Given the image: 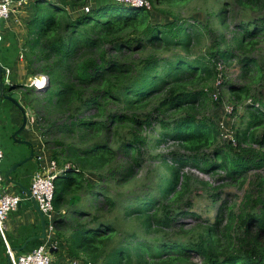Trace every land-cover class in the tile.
Listing matches in <instances>:
<instances>
[{
  "label": "trees",
  "instance_id": "16d2710c",
  "mask_svg": "<svg viewBox=\"0 0 264 264\" xmlns=\"http://www.w3.org/2000/svg\"><path fill=\"white\" fill-rule=\"evenodd\" d=\"M113 4L90 7L87 13L86 0H37L27 24L25 59L34 75L49 78L40 92L47 117L54 119L41 126L43 137L49 136L45 146L60 168L70 165L55 181L53 202L60 214L54 230L67 255L92 264H264L260 173L258 196L254 200L246 193L238 211L234 201H224L214 223L202 221L184 230L179 222L183 217L200 220L190 209L188 196L197 179L187 168L221 175L240 187L251 171L264 169V56L250 55L264 39V0L223 3L214 14L229 26L233 13L234 48L218 43L217 50L198 56L193 51L205 26L176 18L156 23L145 8L117 4L115 12ZM236 51L241 53L239 79L258 81L262 88L244 107L248 119L235 146L220 141L218 124L206 116L213 99L206 87L217 80L219 65L232 64ZM226 87L237 101L251 91L249 86ZM27 89L26 97L35 91ZM168 143L173 144L168 154H152ZM148 157L160 159L154 188L125 201L116 198L120 195L112 187L136 180ZM118 205L123 213L112 217ZM121 220L132 222L134 230H122ZM195 256L200 263L193 262Z\"/></svg>",
  "mask_w": 264,
  "mask_h": 264
},
{
  "label": "rangeland",
  "instance_id": "374dc122",
  "mask_svg": "<svg viewBox=\"0 0 264 264\" xmlns=\"http://www.w3.org/2000/svg\"><path fill=\"white\" fill-rule=\"evenodd\" d=\"M229 1L230 0H190L182 4L166 3L158 7L155 5V7H153V11L151 12L153 14V20L156 23L164 24L174 20L173 18H176V20H180L181 23L187 22L196 26L197 24H200L198 25L200 26V28L201 26H205L206 28L203 30L204 35L200 37L197 48L195 47L193 53L196 56H198L200 53L208 55L209 52L217 50L218 43L223 49H225L226 44L229 45V47L234 48V45H231V43L233 42L234 32L237 33V30L231 17V15L233 16V13L228 14L229 16L227 21L229 26H222V24L214 14V12H216V10H218V8L223 5V3ZM113 5H115V12H117L119 7L116 3ZM222 38L224 41L222 40ZM224 42H226V44ZM235 55L236 59L232 61V64L226 66L224 65L222 68L224 76L222 86L220 88H217V82L215 79L214 82L211 83V85L209 84L206 87V89L209 90L210 95H212L213 97V99L208 103L209 106L206 111V116L208 118H212L218 124L221 142L230 140L231 138H237L236 135L238 130L244 127V122L248 119L245 106L248 105L249 102L252 101L251 99H253L254 97H259V92L262 88V85H260L258 81L249 84V80L246 81L239 79L241 70L238 64V58L241 53L236 51ZM250 55L260 59L264 56V39L256 47V49L251 52ZM24 60L26 61L25 55ZM226 84H233L236 87L249 86L251 88V91L248 92L245 99H243L242 101H237L235 99V95H232L228 92ZM23 85L24 83L22 82L19 84L20 87H17V90H6V92L9 93L10 96L16 98L21 105H24V109L29 113V115L32 113L31 109L28 106L30 105L33 108V105H35V109L33 110H36L38 112L35 115V123L37 124L41 132L42 141L45 144V139L49 136L45 134L46 137H43L45 131H42L41 126L43 127V129L46 128L47 124L51 122L50 120L54 119L50 118L49 116L47 117V112H45V110L43 109V93L32 91V94L26 97L25 93L28 91V89H25ZM23 95L25 96V98ZM31 101H33L34 103L31 104ZM215 103H217L218 105H213ZM158 132L159 128H157L156 133H154L153 135L157 136ZM12 134L13 133L10 130H2L0 140L1 148L4 152V160L2 165L3 171H8L15 163L22 160L27 151L29 152L31 150V148L26 145L17 144L16 142H14V140L12 139ZM25 134H21L20 139L25 138ZM27 134L28 140L32 143L34 150H39V144L37 143V132H27ZM172 146V143L161 145V147L154 149L152 154H168V152L173 149ZM49 152L51 153V150H49ZM159 161L160 159H153L148 157L143 167L137 170L136 180L120 188L112 187L114 194L120 195H116V198L123 199L125 201L132 196H136L139 194L140 196L144 195L147 192V188H154L155 182L158 178V174L160 173L157 169ZM33 163L34 160L23 166L20 171L29 169V167L32 166ZM185 171L193 173L197 179V181H194L192 184V191L188 198L192 202V206L190 207L191 211L194 212V214H197L200 217V220L195 217H183L179 222L185 223L184 230H190L196 224H199L202 221L207 223H214L218 209L224 201H234V203L236 204L235 209L236 211H238V207L239 205H241V202L245 198L246 193L250 192L253 196V199L255 200V198L258 196L257 186L259 184V181H257V173L264 175V169L257 171L253 170L246 176V183L240 187L239 184H232L227 183L226 181H222L221 175H209L194 168H187ZM89 176L91 177V180L93 182L97 180V177L95 175ZM201 181L208 182L211 184V186L205 187L200 183ZM12 189L13 184L10 183L9 180H6L4 178L2 190H8L11 192ZM120 202L122 201L120 200ZM181 207H183L184 209H188L185 206H182V204ZM256 209L259 210V208ZM122 213L123 211L120 205H118V208L114 210L111 216L114 217L122 215ZM122 222L124 223V221ZM121 229L127 232H132L134 230V227L132 225V222L130 224L124 223V225L121 226ZM173 238L174 240H177L179 238V235H174ZM160 239L162 238L160 236H157V241ZM193 262L200 263L201 258L199 256H195L193 258Z\"/></svg>",
  "mask_w": 264,
  "mask_h": 264
},
{
  "label": "crops",
  "instance_id": "0c3cea01",
  "mask_svg": "<svg viewBox=\"0 0 264 264\" xmlns=\"http://www.w3.org/2000/svg\"><path fill=\"white\" fill-rule=\"evenodd\" d=\"M46 1L58 2L59 0ZM86 2L89 7L96 8L102 5L112 4L114 3V0H86ZM36 3L37 0H28V3L22 9L13 13L11 17L2 24L3 41L0 44V63L6 70H8V74L5 73V75L2 77L5 92L6 90H9L10 87L14 88V90L9 91L17 90V87L19 88V84L22 82L24 83L23 87L27 89L28 87H26V85H28L35 76H38L33 74L30 65L24 60V57H21L23 55L25 45L28 40L27 24L34 17V7L36 6ZM69 9L71 12H77L78 10H80L74 7H70ZM21 106L25 108L24 105ZM28 107L31 109L32 114L29 115V113L26 112L28 116V124L26 126V129L21 133H26V137L20 139V134L17 136V139L29 141L27 132L36 131L38 134L37 143L39 144V150L35 151L32 143L29 141L31 143V147H28H30L31 150H33L35 153L32 160H30L28 163L32 162L33 160L34 163L32 164V166L29 167V169L20 171L23 166L28 164L26 163L21 168H19L15 174L11 175V177L19 181L23 186L30 188L33 177L37 173H43L49 167L50 162L53 159L51 153L45 147V144L42 141L41 132L37 124L35 123L36 113L33 111V108L30 105ZM22 122L23 116H21V113L18 108L9 101L1 100L0 139L2 130H10L14 134L22 125ZM30 151H27V153H25L22 160L30 155ZM6 172L7 171H3L2 168L3 175ZM2 191L8 192L13 195L23 196L24 198L19 207L9 213L5 221L6 240L9 246L13 249L20 248L28 238L42 234L40 216L37 210L35 209L33 203L28 199L26 200V193L19 186L13 185V189L11 190V192L8 190ZM54 216V220H56L60 216V214H57L55 212ZM47 226L48 225L46 224V229L47 233L49 234V237L47 236L48 238L44 241H50L52 243H55L57 241L60 246L58 249L59 251L54 252L53 264H62L67 259L66 256L69 257L66 252L65 244L61 241L60 237L56 234L55 230L54 232H50ZM44 241L42 240L41 243H43ZM41 243L40 241H33L22 252L30 251L39 246ZM0 264H8L7 248L5 245V241L2 239L1 236Z\"/></svg>",
  "mask_w": 264,
  "mask_h": 264
},
{
  "label": "built area",
  "instance_id": "2783aa9c",
  "mask_svg": "<svg viewBox=\"0 0 264 264\" xmlns=\"http://www.w3.org/2000/svg\"><path fill=\"white\" fill-rule=\"evenodd\" d=\"M114 2L124 6L145 8L148 11H153V5L150 0H114ZM27 3L28 0H0V44L3 41V22L8 20L13 13L22 9ZM84 11L87 13L90 12V7L86 6ZM21 57L23 58L24 56L22 55ZM219 70L221 73L216 80L217 88H220V85L223 82L222 65H219ZM6 73L8 74V70H6ZM47 84L48 77L46 75H38L35 76L26 87L40 93L45 90ZM227 141L233 142L235 146L237 145L235 138H231ZM3 157L4 153L0 144V236L5 241L7 255L10 261L9 264H53L54 253H51L50 250L53 247L56 252L59 251L58 249L60 246L57 241L55 243L44 241L30 251L19 253L13 251L12 247L9 246L6 240L5 221L9 213L16 210L24 198L23 196L13 195L2 191L4 181L2 173ZM69 167L70 165L60 168L55 161L51 160L49 167L43 173H37L31 182L30 190L32 196L36 199L40 210L44 213L47 222L46 224L48 225L47 228L50 232H54L55 209L53 202L55 196V181L60 175L64 174ZM27 199L29 200V197L26 194V200ZM47 236L49 237V234ZM66 258L67 259L62 264H92L70 256H66Z\"/></svg>",
  "mask_w": 264,
  "mask_h": 264
},
{
  "label": "water",
  "instance_id": "95a60500",
  "mask_svg": "<svg viewBox=\"0 0 264 264\" xmlns=\"http://www.w3.org/2000/svg\"><path fill=\"white\" fill-rule=\"evenodd\" d=\"M0 73H1V81H0V99L2 101H9L11 102L13 105H15L22 113L23 116V122L22 125L19 127V129L12 135V139L14 140V142H16L17 144H21V145H26V146H30L31 147V143L27 140H19L17 139V136L20 135L25 129L26 126L28 124V116L26 114L25 109L21 106V104L19 103V101L10 96L8 93L5 92L4 90V83L2 81V77L5 75L6 73V69L1 65L0 66ZM49 86V78H48V84L47 87ZM45 88V89H46ZM34 151L31 150L30 151V155L26 158H24L23 160L15 163L5 174H4V178L6 180H9L10 183H12L13 185L19 186L29 197V200L33 203L35 209L37 210L39 216H40V220H41V228H42V234L34 236V237H30L28 238L25 243L20 247V248H12L13 251L16 252H22L26 249V247L33 241H44L45 239H47V229H46V218L44 213L40 210V207L36 201V199L32 196L31 190L30 188H27L25 186H23L19 181L15 180L14 178L11 177V175L15 174L17 172V170L19 168H21L23 165H25L26 163H28L30 160H32L33 156H34ZM51 253L56 252V250L52 247L51 248ZM10 263L9 258H8V264Z\"/></svg>",
  "mask_w": 264,
  "mask_h": 264
}]
</instances>
